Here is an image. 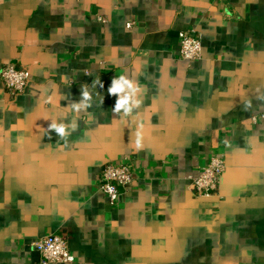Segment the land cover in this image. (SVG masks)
<instances>
[{
	"label": "crops",
	"instance_id": "1",
	"mask_svg": "<svg viewBox=\"0 0 264 264\" xmlns=\"http://www.w3.org/2000/svg\"><path fill=\"white\" fill-rule=\"evenodd\" d=\"M8 63L29 79L0 82V264H39L50 233L72 264H264V0H0ZM214 154L218 191L195 196ZM125 158L112 206L99 174Z\"/></svg>",
	"mask_w": 264,
	"mask_h": 264
},
{
	"label": "built area",
	"instance_id": "2",
	"mask_svg": "<svg viewBox=\"0 0 264 264\" xmlns=\"http://www.w3.org/2000/svg\"><path fill=\"white\" fill-rule=\"evenodd\" d=\"M99 21L104 18L97 16ZM128 22L127 27L131 26ZM179 57L188 61L201 58L200 37L191 30L178 32ZM29 79V71L26 67H18L13 63L0 66V82L10 97L24 92ZM264 119V113L260 116ZM257 116L251 119L256 123ZM226 170L224 157L214 154L208 161L199 166L195 171L187 174L189 190L198 197H207L216 194ZM136 176V170L132 162L125 158L121 162L109 161L103 166L98 179V189L114 206L119 199V187L130 184ZM31 247L39 255V264H72L75 256L71 252L67 237L62 233H50L31 242Z\"/></svg>",
	"mask_w": 264,
	"mask_h": 264
},
{
	"label": "snow or ice",
	"instance_id": "3",
	"mask_svg": "<svg viewBox=\"0 0 264 264\" xmlns=\"http://www.w3.org/2000/svg\"><path fill=\"white\" fill-rule=\"evenodd\" d=\"M112 91H113V92H115V91H119V87L112 89ZM122 106H123V102L120 103V104H118V105H117V108L122 107ZM61 131H63V129H61Z\"/></svg>",
	"mask_w": 264,
	"mask_h": 264
},
{
	"label": "clouds",
	"instance_id": "4",
	"mask_svg": "<svg viewBox=\"0 0 264 264\" xmlns=\"http://www.w3.org/2000/svg\"><path fill=\"white\" fill-rule=\"evenodd\" d=\"M122 102L125 103V101H121L120 103H122ZM61 129H62V128H61ZM61 129H60V132H63V131H61Z\"/></svg>",
	"mask_w": 264,
	"mask_h": 264
}]
</instances>
